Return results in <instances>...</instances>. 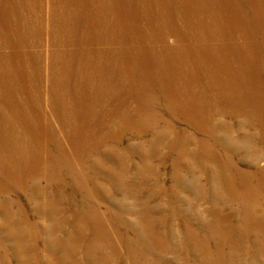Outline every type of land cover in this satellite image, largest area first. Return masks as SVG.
<instances>
[{"label": "bare ground", "instance_id": "6f19581e", "mask_svg": "<svg viewBox=\"0 0 264 264\" xmlns=\"http://www.w3.org/2000/svg\"><path fill=\"white\" fill-rule=\"evenodd\" d=\"M126 3L138 6L124 7ZM147 3L52 0L43 19L42 0H0V193L16 185L45 196L52 188L57 202L51 200L47 207L65 205L62 209L71 216L57 218L52 230L60 221L73 224L72 219L91 231L84 211L63 197L68 187L61 180L64 175L87 177V171L75 162L78 167L67 172L61 163L72 158L97 162L105 144L115 149L101 160L112 156L123 161L127 157L119 142L128 130L142 133L165 125L156 132L155 144L176 147L179 165L189 160L205 169L209 163L229 204L235 200L232 194L244 192L242 207L226 210L224 203L212 200L214 207L204 210L202 221L212 235L193 229L196 213L181 218L177 226L165 225L163 232L146 226L147 241L154 249L176 253L175 264H264V192L249 190L264 189V178H257L264 173V57L258 53L264 51V29L253 27L257 21L242 12L240 2L233 6L237 18L220 12L218 0ZM38 13L40 19L35 18ZM44 41L49 49L36 51ZM44 59L49 67L45 71ZM164 105L197 134L177 129L173 118L161 114L159 106ZM229 144L251 157L252 178L241 171L230 175L232 168L220 165L224 155L211 148ZM229 154L225 159L230 162L234 159ZM42 178L53 184L40 185L37 179ZM229 221L233 223L222 228ZM76 228L75 236H87L85 229ZM250 229L259 236L251 244ZM119 232L113 227L115 239L123 240ZM93 233L95 239L105 237L100 227ZM28 246L34 247L33 242ZM94 247L105 251L101 242ZM127 248L124 264H170L165 258H148L144 249L138 254L132 243ZM110 250L112 259L91 250L88 261L115 264L118 252ZM192 253L199 256L190 258ZM57 263L66 264L60 259Z\"/></svg>", "mask_w": 264, "mask_h": 264}, {"label": "rangeland", "instance_id": "374dc122", "mask_svg": "<svg viewBox=\"0 0 264 264\" xmlns=\"http://www.w3.org/2000/svg\"><path fill=\"white\" fill-rule=\"evenodd\" d=\"M42 1L41 17L45 19L48 17L47 14H49L47 3L52 2V0ZM218 1L220 12L224 11L228 15L232 13L236 18L238 17L236 14L238 12L233 9V6L240 2L238 4L242 6V9L244 8L242 12L249 17L253 16L252 18L257 21L253 27L259 30L264 29V0H258V2L257 0ZM151 2L152 0H148L147 4L149 5ZM227 5L229 8H226ZM128 6H133L134 8L138 4L126 3L124 5V7ZM35 18L40 19L39 13L35 15ZM142 22H145L144 18L141 19ZM46 29V26L43 27V31ZM168 40L173 42V37H169ZM34 48H37L36 51L44 52L49 49L45 41L43 45H38V47ZM258 53L264 57V51L258 50ZM42 66L45 71L48 67L46 59H44ZM261 69H264V67H261ZM37 73L40 72L37 71ZM146 101L150 102L149 99ZM159 107L162 109L161 114L168 119H174L177 129L179 128L181 132L187 129L191 130L195 135L197 134L192 126L180 119L179 116L176 117L174 112L171 113L167 105ZM233 122L236 123V121ZM164 129H166L165 125H158L157 128L149 129L142 133L141 131L132 133L128 130L124 138L122 137L119 142L121 153H125L127 157L123 161L117 160L112 156H106L101 160V157L108 153L107 150L115 149V147L105 144L99 149L97 162L92 159L72 158L61 163L67 172L73 166L78 167L74 165L75 162H79L83 165L80 167L87 171V177L81 176L80 179L78 177L76 178L78 180H76L69 175H64L65 177L62 176L61 180H64L68 187L67 192L63 193V197L70 199L74 208H80L84 211V217L89 222V230L91 231H87L86 225L83 223L80 224L81 222L73 221L72 219L71 222L73 224L68 221H60L59 225L52 230L54 224L59 221L57 218H71L69 213L62 209L65 205H60L55 209L53 208L55 205L47 207L51 200L54 203L57 202L56 194L52 188L48 189L45 196L43 194V196L37 195L40 193H34L30 189H20L16 185H10L9 190L1 192L0 264H58V259L65 260L66 264H75L74 262L77 264H82V262L83 264H91L88 258L93 255L92 251L104 260L112 259L114 255L111 254L110 248L118 252L117 257H115L119 262L114 260L115 264H124L129 259L128 243L134 245L138 254L144 249L143 255L148 258L162 260L165 258L168 263L175 264L173 261L177 254L171 251L166 252L154 249L155 247L151 245L152 243L147 241L144 230H147L146 226L153 225L154 231L163 232L165 225L177 226L180 224L181 218H193L196 213H199L197 214L198 217H196L198 220L194 221L193 229L199 231L202 235H212V230L209 231L203 226L204 217H207L206 214H203L204 210L214 207L211 205L212 200H216L224 203L226 210L240 211L242 207L240 201L244 192L237 190L236 194H232L235 195L233 204H229V198L220 192L219 178L212 171L213 167L209 163L205 169L203 166L202 169L197 167L193 161L189 160H182L179 165L178 161H176L178 156L176 147L168 146L166 142H161L159 145L155 144L156 132ZM224 141L227 140L225 139ZM196 148L199 149V147ZM201 148H204V145ZM211 149L215 150V154L218 151L224 155L220 160V165L232 168L231 171L233 172L230 171L228 174L235 176L241 171V175L245 178H252V170H254L252 168L253 160L248 156L247 152L242 151L240 153V150L233 145L228 146L226 149L222 147H216L215 149L212 146ZM191 150L194 151L195 147L191 148ZM229 153L232 154L234 159L230 162L225 159L230 156ZM238 156H240L239 159H237ZM95 164H99V167L94 169ZM102 168H106V170H102ZM257 178H264V173L259 172ZM37 180L39 183L42 182L40 185L53 184V180H50L51 182L43 178ZM249 190L253 194L264 192V189L254 186L249 187ZM96 215L99 216L100 221H97L98 217ZM166 217L169 219L168 221H164ZM230 223L233 222L229 221L226 225L223 224L222 228L229 226L228 224ZM73 225L75 228H72ZM76 227L85 229L87 238L75 236ZM99 227L105 234V237L98 236L100 240L95 239L93 235V231L97 232ZM113 227L120 230V237L123 240L115 239ZM134 228L138 231L136 235L133 231ZM239 229L241 230V228ZM250 231L251 238L247 242L251 244L259 236L257 234L258 231H252V229ZM71 233L73 236H70ZM168 235L169 238H173V233H168ZM180 238H184L182 234H180ZM30 241L33 242L34 247L28 246ZM162 241L165 243L167 239ZM100 242L101 247L105 251L101 252L94 249V245H100ZM149 247L151 251L146 249ZM83 256L87 261H83ZM198 256V254L192 253L190 258ZM262 262H264V259H262ZM254 263L256 264V262Z\"/></svg>", "mask_w": 264, "mask_h": 264}]
</instances>
